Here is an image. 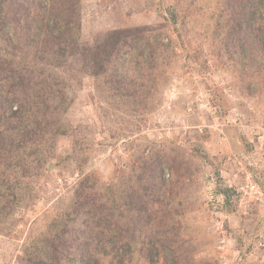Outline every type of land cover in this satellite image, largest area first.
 I'll use <instances>...</instances> for the list:
<instances>
[{
	"label": "rangeland",
	"instance_id": "rangeland-1",
	"mask_svg": "<svg viewBox=\"0 0 264 264\" xmlns=\"http://www.w3.org/2000/svg\"><path fill=\"white\" fill-rule=\"evenodd\" d=\"M222 2L234 7L229 31L210 23L212 0L77 1L76 55L56 48L48 53L44 71L54 77L46 75L49 81L38 87L45 94L67 93L61 117L66 135L38 163L0 182V264L48 262L50 245L42 238L49 219L66 209L64 201L86 175L87 187L128 189L146 200L144 214L152 208L170 218V225L140 233L145 249L158 234V264H264V53L254 34L241 48L245 36L238 21L245 1ZM146 27H163L173 42V64L150 100H142V84L129 88L133 99L119 98L80 71L79 53L107 33ZM236 33L243 41L233 42ZM211 44L228 50V66L216 53L220 61L213 65ZM215 89L225 96L222 112L212 103ZM9 148H2L9 154L0 164L5 172L20 161ZM158 166L161 180L155 184ZM112 257L101 263L118 264ZM63 259L57 264L68 263ZM123 264L148 262L134 251Z\"/></svg>",
	"mask_w": 264,
	"mask_h": 264
},
{
	"label": "trees",
	"instance_id": "trees-1",
	"mask_svg": "<svg viewBox=\"0 0 264 264\" xmlns=\"http://www.w3.org/2000/svg\"><path fill=\"white\" fill-rule=\"evenodd\" d=\"M77 1L0 0V126L4 125L0 133V164L9 155L3 150L7 146L20 160L13 172L0 168V182H8L17 170L38 163L41 157L50 153L47 148L52 150L54 141L66 135L61 117L69 106L67 93L45 94L38 87L49 81L48 75L49 78L54 77L50 73L45 75L44 69L49 68L45 60L48 53L56 48L61 54L67 51L71 56L76 55L77 43L73 35L80 31ZM212 1L210 23L213 27L220 23L223 30L229 31L231 25L228 24L235 21L234 7L222 0ZM242 1L245 4L239 10L238 25L240 30L244 29L245 38L243 41V36L236 33L233 42L240 37L244 42L241 48L246 50L248 35L254 34L261 53H264V0ZM171 20L175 23L173 18ZM162 28H132L107 33L94 46L79 53L80 71L106 87V91L111 88L119 98L133 99L134 91L130 92L129 88L142 84L146 93L142 100H150L151 92L164 84L173 64L170 52L173 42L161 32ZM163 40L167 42L163 43ZM209 49L215 67L223 58V65L228 66L230 57L227 49L224 52L214 44ZM214 53L219 59L214 58ZM214 92L217 98L212 103H218L222 112L227 107L225 96L221 90L215 89ZM47 169H53L50 161ZM160 172L159 166L152 171L156 174L153 178L155 184L161 180ZM87 180L88 175L79 181L71 196L64 201L66 209L49 219L48 233L41 238L50 245V259L43 263L53 261L51 264H57L65 253L66 264H102V257L108 255H113L114 261L117 258L116 262L123 264L128 255L137 251V255L144 256L148 264H158L157 257L161 253L156 246L160 243L158 234L152 233L151 240H154H149L145 249L139 244L140 233L154 231V227L158 229L167 223L170 225V218L166 215L160 217L159 212L152 208L149 215L146 211L144 214L141 205L145 206L146 200L137 199L128 189L120 191L112 185L95 184L87 187ZM140 181L135 184L139 189L137 192L141 189ZM99 186H102L101 193L97 189ZM167 213L173 215L174 210ZM74 223L79 225V230H75V226L73 228ZM144 238H147L146 234ZM45 254H48L47 250Z\"/></svg>",
	"mask_w": 264,
	"mask_h": 264
}]
</instances>
